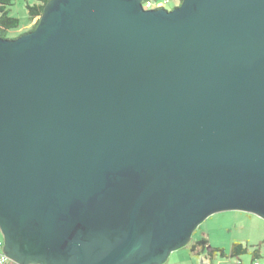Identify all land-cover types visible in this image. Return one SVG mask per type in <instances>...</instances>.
I'll return each instance as SVG.
<instances>
[{
    "label": "water",
    "instance_id": "1",
    "mask_svg": "<svg viewBox=\"0 0 264 264\" xmlns=\"http://www.w3.org/2000/svg\"><path fill=\"white\" fill-rule=\"evenodd\" d=\"M48 0L0 37L14 264H163L208 216L264 219V0Z\"/></svg>",
    "mask_w": 264,
    "mask_h": 264
},
{
    "label": "rangeland",
    "instance_id": "2",
    "mask_svg": "<svg viewBox=\"0 0 264 264\" xmlns=\"http://www.w3.org/2000/svg\"><path fill=\"white\" fill-rule=\"evenodd\" d=\"M34 0H15L9 7V14L18 18L19 27L8 31L6 39H13L30 30L33 23L30 22L26 4L32 5ZM178 6L171 1L165 9L172 10ZM207 240V245L200 254L191 252L192 245L201 239ZM264 241V219L258 215L244 211H221L208 216L193 231L189 242L178 249L173 250L163 264H251V251ZM0 242L3 243V235L0 231ZM234 243H241L248 247V252L239 257L230 256ZM201 250L199 246L196 248ZM264 252V246L258 247Z\"/></svg>",
    "mask_w": 264,
    "mask_h": 264
},
{
    "label": "trees",
    "instance_id": "3",
    "mask_svg": "<svg viewBox=\"0 0 264 264\" xmlns=\"http://www.w3.org/2000/svg\"><path fill=\"white\" fill-rule=\"evenodd\" d=\"M14 1L15 0H0V37L2 38H5V34L8 31L16 30L19 27L18 18L9 14V7L13 4ZM34 1L35 2L32 5L26 4L29 20L31 23H33L29 31L35 29V27L37 26L42 10L46 5V3L48 2V0H34ZM171 1L179 5L182 0H143L142 5L144 7L149 5L148 6L149 9L151 8L154 9L157 8L156 7L157 4L163 3V8L165 9L166 4H169ZM206 245H207V240L203 238L197 241L194 245H192L190 250L193 253L200 254V251H202L204 249V246ZM197 246H199L201 250H197L196 249ZM260 246H264V241L260 243V245L257 246V248L251 251L252 260L260 259L264 255V252H262L261 249H258V247ZM247 252H248L247 246H243L241 243H234L231 247L230 256L239 257L240 255L245 254ZM239 264L241 263L239 262Z\"/></svg>",
    "mask_w": 264,
    "mask_h": 264
},
{
    "label": "built area",
    "instance_id": "4",
    "mask_svg": "<svg viewBox=\"0 0 264 264\" xmlns=\"http://www.w3.org/2000/svg\"><path fill=\"white\" fill-rule=\"evenodd\" d=\"M149 5L143 6L144 9H149ZM157 8H163V3L157 4ZM154 8V9H157ZM152 9V8H151ZM0 264H13V262L5 256L4 253H2V243L0 242ZM233 264H239V263H233ZM251 264H264V255L260 259H254L251 261Z\"/></svg>",
    "mask_w": 264,
    "mask_h": 264
},
{
    "label": "crops",
    "instance_id": "5",
    "mask_svg": "<svg viewBox=\"0 0 264 264\" xmlns=\"http://www.w3.org/2000/svg\"><path fill=\"white\" fill-rule=\"evenodd\" d=\"M197 242V241H196ZM263 254V253H262ZM242 264V263H241Z\"/></svg>",
    "mask_w": 264,
    "mask_h": 264
}]
</instances>
